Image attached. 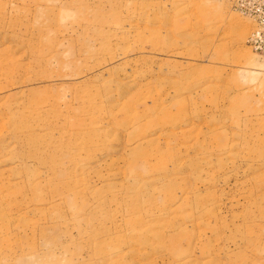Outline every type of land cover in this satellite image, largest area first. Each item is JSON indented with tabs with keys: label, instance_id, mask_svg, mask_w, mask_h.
I'll return each mask as SVG.
<instances>
[{
	"label": "rangeland",
	"instance_id": "1",
	"mask_svg": "<svg viewBox=\"0 0 264 264\" xmlns=\"http://www.w3.org/2000/svg\"><path fill=\"white\" fill-rule=\"evenodd\" d=\"M0 264H264V0H0Z\"/></svg>",
	"mask_w": 264,
	"mask_h": 264
},
{
	"label": "bare ground",
	"instance_id": "2",
	"mask_svg": "<svg viewBox=\"0 0 264 264\" xmlns=\"http://www.w3.org/2000/svg\"><path fill=\"white\" fill-rule=\"evenodd\" d=\"M247 53V52H246ZM248 54V58H249V60L251 61V62H256V61H254L253 60V58H252V56H251V53H247Z\"/></svg>",
	"mask_w": 264,
	"mask_h": 264
}]
</instances>
